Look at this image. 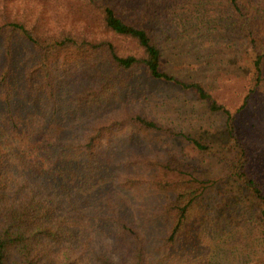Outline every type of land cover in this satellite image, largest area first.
<instances>
[{
  "label": "trees",
  "instance_id": "trees-1",
  "mask_svg": "<svg viewBox=\"0 0 264 264\" xmlns=\"http://www.w3.org/2000/svg\"><path fill=\"white\" fill-rule=\"evenodd\" d=\"M58 1L52 26L0 0V264H264V0ZM204 60L235 107L178 75ZM160 83L223 117L209 142L149 115Z\"/></svg>",
  "mask_w": 264,
  "mask_h": 264
},
{
  "label": "rangeland",
  "instance_id": "rangeland-1",
  "mask_svg": "<svg viewBox=\"0 0 264 264\" xmlns=\"http://www.w3.org/2000/svg\"><path fill=\"white\" fill-rule=\"evenodd\" d=\"M11 3L18 7L20 14H27L33 20L45 18L44 20H47L52 26H56L57 20L64 18L69 13L65 8V4L63 2L60 3L58 0H12ZM76 18L79 17L75 16ZM72 22L77 27L81 28L83 26L82 23L77 21ZM188 62L194 64L186 65L184 68L186 71H181V74H178L179 76L189 77L192 75L190 73H195L196 70V74H199L201 67L202 74L200 76H192L202 78V80L206 81V84L208 81H220L219 83H214L217 87L216 89L220 88L215 94L227 105L235 107L241 102L244 96L241 77L232 78L228 81L227 78L222 79L221 76V80H218L215 75L216 70H214L212 64L206 63L207 65H204L205 60L203 63L198 61ZM203 66L207 67L204 72ZM155 94L157 95L156 98L146 104L147 112L152 117H156L161 123L171 127L176 133H182L189 137H198L209 142L217 126L224 121L221 115L209 112L203 103L198 102L195 98L193 99L187 92L179 91L173 86L160 83L155 89ZM258 124L262 127L261 129H264V119ZM155 147L163 157H166L168 152H172L187 160L192 168L196 167L194 173L200 178L218 180L216 183L219 184L223 183L225 179L223 163L210 154H204L196 150L190 140L184 136L175 137L164 134L159 141L155 142ZM164 159L166 160V158Z\"/></svg>",
  "mask_w": 264,
  "mask_h": 264
}]
</instances>
